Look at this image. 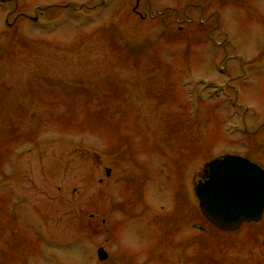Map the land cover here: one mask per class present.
<instances>
[{"label":"rangeland","instance_id":"rangeland-1","mask_svg":"<svg viewBox=\"0 0 264 264\" xmlns=\"http://www.w3.org/2000/svg\"><path fill=\"white\" fill-rule=\"evenodd\" d=\"M226 155L264 168V0H0V264H264L194 207Z\"/></svg>","mask_w":264,"mask_h":264},{"label":"water","instance_id":"water-1","mask_svg":"<svg viewBox=\"0 0 264 264\" xmlns=\"http://www.w3.org/2000/svg\"><path fill=\"white\" fill-rule=\"evenodd\" d=\"M207 167L209 177L199 181L197 194L203 214L213 224L236 230L244 222L261 220L264 169L260 165L243 156L228 155L209 162ZM100 253L105 252L100 249Z\"/></svg>","mask_w":264,"mask_h":264},{"label":"flooded vegetation","instance_id":"flooded-vegetation-1","mask_svg":"<svg viewBox=\"0 0 264 264\" xmlns=\"http://www.w3.org/2000/svg\"><path fill=\"white\" fill-rule=\"evenodd\" d=\"M198 174L199 173L196 172L195 176L191 175V183H190V186H191V188L193 190V193L195 194V195L193 194V197H194V207L196 209H198L197 204L199 203L198 195H197V187H198V184H199L200 180H205V179H207L209 177V174H210L209 168L208 167L204 168L203 174L201 175V177H199ZM192 206H193V204H192ZM144 211H145V207L143 206L142 210L140 211V213H144ZM102 222H104V220ZM194 224H195L196 227H198L196 223H192L193 226H194ZM102 245L103 244H100L99 246H96V249H95V251L97 252V257H98L97 264H119L118 263L119 261H118V259H116V256H115L114 252L110 253ZM100 249L104 250L105 253H103V254L100 253ZM104 254H106V257H102L101 258V256L104 255ZM47 259H45V260L47 261ZM141 264H145V263L143 262Z\"/></svg>","mask_w":264,"mask_h":264}]
</instances>
